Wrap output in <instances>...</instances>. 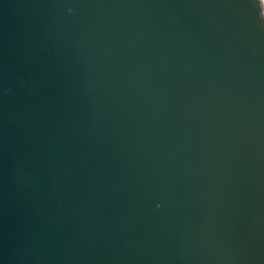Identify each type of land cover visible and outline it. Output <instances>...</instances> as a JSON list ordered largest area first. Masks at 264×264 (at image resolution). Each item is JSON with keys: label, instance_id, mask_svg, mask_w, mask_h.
<instances>
[{"label": "water", "instance_id": "95a60500", "mask_svg": "<svg viewBox=\"0 0 264 264\" xmlns=\"http://www.w3.org/2000/svg\"><path fill=\"white\" fill-rule=\"evenodd\" d=\"M0 264H264V0H0Z\"/></svg>", "mask_w": 264, "mask_h": 264}]
</instances>
